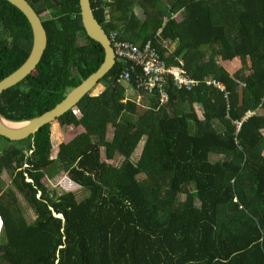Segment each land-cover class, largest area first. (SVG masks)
Returning a JSON list of instances; mask_svg holds the SVG:
<instances>
[{
  "label": "trees",
  "instance_id": "16d2710c",
  "mask_svg": "<svg viewBox=\"0 0 264 264\" xmlns=\"http://www.w3.org/2000/svg\"><path fill=\"white\" fill-rule=\"evenodd\" d=\"M89 1L118 41L150 40L167 64L182 60L190 76L223 88L168 82L161 102L158 88H137L140 66L117 57L102 88L56 120L20 140L0 135V176L10 179L0 187V264H264V0ZM28 2L41 19L48 13L47 40L34 72L0 94V115L13 122L52 108L104 58L78 0ZM166 39L175 43L169 55ZM31 40L24 14L0 0V79L26 59ZM234 58L241 66L231 74L221 61ZM53 122L82 127L54 155ZM116 155L120 164H108ZM59 173L83 196L48 189L42 179Z\"/></svg>",
  "mask_w": 264,
  "mask_h": 264
},
{
  "label": "water",
  "instance_id": "95a60500",
  "mask_svg": "<svg viewBox=\"0 0 264 264\" xmlns=\"http://www.w3.org/2000/svg\"><path fill=\"white\" fill-rule=\"evenodd\" d=\"M18 8L26 17L32 34L31 47L26 59L12 72L0 79V94L5 89L32 73L46 47V31L42 19L36 13L28 0H7ZM80 20L86 34L99 42L104 50V58L98 68L90 73L78 85L73 87L66 96L52 108L26 120V125L12 129L0 121V135L10 140H20L37 131L42 125L56 120L57 117L71 109L79 99L98 83L99 79L113 66L115 56L110 45L108 35L93 15L89 0H78ZM0 119L9 121L0 115ZM13 122V121H12Z\"/></svg>",
  "mask_w": 264,
  "mask_h": 264
},
{
  "label": "built area",
  "instance_id": "2783aa9c",
  "mask_svg": "<svg viewBox=\"0 0 264 264\" xmlns=\"http://www.w3.org/2000/svg\"><path fill=\"white\" fill-rule=\"evenodd\" d=\"M107 35L115 58H126L133 64L140 66L141 77L137 80V88L149 92L154 88H158L161 102L168 99V92L165 89L168 82H172L178 89L183 88L185 90L194 88L200 82L223 88L214 79L204 78L199 80L190 76L182 67V60H179L178 65L167 64L151 46L150 40L139 48L137 44L118 41L115 30H111ZM130 69L133 70V65ZM130 69L123 70L119 77L127 79ZM236 126H239V122L236 123Z\"/></svg>",
  "mask_w": 264,
  "mask_h": 264
},
{
  "label": "rangeland",
  "instance_id": "374dc122",
  "mask_svg": "<svg viewBox=\"0 0 264 264\" xmlns=\"http://www.w3.org/2000/svg\"><path fill=\"white\" fill-rule=\"evenodd\" d=\"M136 9H137V12H139V8L135 7V10ZM47 15L48 13L41 14L42 19L46 18ZM95 87L97 88L95 89L93 88L91 90V93H95L99 91L102 88V84H100V86L97 85ZM128 97L134 100H139V98L135 95V91H133L132 94H128ZM81 131H82L81 126L72 128L70 126H60L58 122H53L51 125V138H52V145H53V151H54L53 155L55 154L57 146L61 141H65ZM111 133H112V127L109 125L107 128V138L111 137ZM263 137H264V131H263ZM143 140L144 139L142 138L140 142L138 143V147L136 148L134 154L132 155L133 160L137 159V155L141 149ZM257 149L260 150V147H257ZM102 155H103V150H102ZM263 155H264V151H263ZM120 162H121V157L116 155L114 156L112 160L108 161V164L118 165L120 164ZM42 181L47 186L48 189L55 190L57 193H61L63 191L69 190V191H73L78 197L83 196L82 191H81L82 189L79 186L72 183L64 173H59L55 178H52V179H47L44 177ZM9 185H10V179L8 175L5 172H2L0 176V187L4 189ZM19 199L21 201V204L23 207V214L25 215L26 219L28 221L32 220L34 218V213L32 209L25 203V201L21 198L20 195H19Z\"/></svg>",
  "mask_w": 264,
  "mask_h": 264
},
{
  "label": "crops",
  "instance_id": "0c3cea01",
  "mask_svg": "<svg viewBox=\"0 0 264 264\" xmlns=\"http://www.w3.org/2000/svg\"><path fill=\"white\" fill-rule=\"evenodd\" d=\"M111 2V1H110ZM119 4L118 3H111L110 5H108L107 7H118ZM132 7H134V11L135 13H137L141 18H143V15H142V10L139 8V4L134 2L132 4ZM135 7L136 8H139V12H137V9L135 10ZM173 17L177 20L180 19V13H175L173 15ZM163 45H164V55H169L175 48V43L173 41H170L169 39H166V40H163ZM223 67L229 72V73H233L235 72L237 69L240 68L241 66V62H240V59H237V58H234L233 60L231 61H221ZM198 115L200 116V112H198ZM263 151H264V148H263Z\"/></svg>",
  "mask_w": 264,
  "mask_h": 264
},
{
  "label": "bare ground",
  "instance_id": "6f19581e",
  "mask_svg": "<svg viewBox=\"0 0 264 264\" xmlns=\"http://www.w3.org/2000/svg\"><path fill=\"white\" fill-rule=\"evenodd\" d=\"M0 121L2 122V124H4L5 126L12 128V129H18L23 127L24 125H26L25 121H21V122H12V121H5L4 119H0Z\"/></svg>",
  "mask_w": 264,
  "mask_h": 264
}]
</instances>
